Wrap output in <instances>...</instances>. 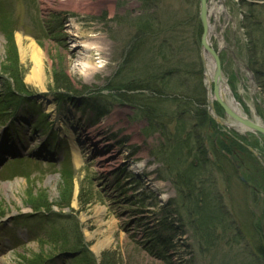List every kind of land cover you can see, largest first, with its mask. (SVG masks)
I'll return each instance as SVG.
<instances>
[{"label": "rangeland", "instance_id": "1", "mask_svg": "<svg viewBox=\"0 0 264 264\" xmlns=\"http://www.w3.org/2000/svg\"><path fill=\"white\" fill-rule=\"evenodd\" d=\"M61 1L0 0L6 11L0 18V264H75L61 254L67 244L91 252L101 264H264L259 251L264 248V136L237 126L225 129L246 141L239 151L247 156L240 163L247 187L216 144L224 143L215 139L222 127L211 125L214 135L206 128L214 120L200 55V0H114L112 14L106 6L95 9L96 1L87 2L89 12L65 9ZM224 7L228 14L219 24L226 31L220 27L219 34L225 33L227 50L212 42L220 49L226 96L244 116L264 125V87L248 71L254 49H264V0H226ZM209 16L213 26L215 17ZM3 25L11 30L10 39ZM75 25L88 34L99 29L95 43L103 54L94 58L101 68L93 75L68 61L64 27L73 37L71 49L85 47L73 36ZM30 39L48 51L42 87L26 82L32 65L20 45L25 48ZM12 43L30 96H12L13 82L2 73ZM55 66L72 80L75 92L69 98L53 88ZM125 87H141V95L152 97L155 132L144 134L150 126L123 99L134 95L118 90ZM12 97L22 99L21 106L3 108L2 100ZM214 107L232 124L219 105ZM197 109L206 114L204 128ZM186 134L202 135V155L214 147L219 165H196L192 172L195 153L186 150L179 164L164 163L161 145L187 142ZM101 146L118 157L109 168L99 167L95 158ZM74 148L83 158L79 169ZM133 162L143 165L141 173L128 168ZM66 170L71 174L64 177ZM17 181L21 184L14 186ZM4 184H14L9 196ZM32 195L46 197L49 208L32 205ZM204 222L212 224L208 233ZM159 236L168 245L162 247Z\"/></svg>", "mask_w": 264, "mask_h": 264}, {"label": "bare ground", "instance_id": "2", "mask_svg": "<svg viewBox=\"0 0 264 264\" xmlns=\"http://www.w3.org/2000/svg\"><path fill=\"white\" fill-rule=\"evenodd\" d=\"M47 1V0H46ZM90 1H96L97 5H95V9H100L103 6H106L109 8V10L111 11V14L114 13L115 11V4H114V0H63L61 1V7L65 8V9H69L72 11H77V12H89L90 10H92V8L90 6H88L89 4H87V2ZM226 0H205V6H206V11H207V21H208V37H209V46L212 50L215 51V53H220V49L225 48L227 50V45H226V39L224 38L225 36V31H226V26L221 27L219 24V19L221 18V16L226 12V9L223 5V3H225ZM50 3L48 2V7ZM201 7H202V3L201 0L199 2V12L201 14ZM215 17V24L212 26L210 24V15ZM228 14V13H227ZM227 16V15H226ZM87 28L91 25V23H89V21L84 23ZM223 28L222 33L223 34H219V29ZM74 30H75V36L77 39L80 40L81 44L85 45V47H81V46H76L78 48L76 49H71L70 48V43L73 41V37L72 35H70L67 31V28L64 27V29L61 31L62 37H63V46L64 48L68 51V61L69 62H73L74 60L77 61L79 70H81V72L83 73H89L90 75H93L94 73H96V70L100 67H96L94 64V58L95 56H101L103 54L102 49L100 48V45L98 42L95 43V41L99 40V38L95 35L98 32V28L97 27H92V32L91 34L86 33L85 31H83L79 26L75 25L73 26ZM68 33V34H67ZM201 33L202 36L204 34V30L203 27H201ZM212 38H214L217 42H219V46L220 49H216V47L214 46L213 42H212ZM202 39V37H201ZM93 41V43H91ZM200 47H201V41H200ZM20 51L22 56L24 57V55H27V57L29 58L32 68L29 72V75L27 76L26 82L29 84H34V85H39V86H43V84L45 83V80L47 79V74H46V65H45V60H47L49 58L48 55V51L42 49L39 45L38 42H36L33 39L28 40L27 46L25 48H23L22 45H20ZM78 49V50H77ZM82 50L83 53H80L79 50ZM201 49V48H200ZM81 55V56H78ZM202 57V54H200ZM204 55L206 57V61H207V71L205 72V80H206V91L210 92L209 94L213 95L214 94V82H215V64L213 62V60L211 58H209V55L204 52ZM204 68V67H203ZM253 73V72H252ZM23 82V79H21ZM24 84V82H23ZM218 89L220 90V97L225 101H227L230 105L231 108L234 112H237L238 115H241L242 117H246L244 116L240 109L238 108V105L234 104L232 102V100H229L226 96L227 93H230L229 91V87L228 85L226 86L224 80H223V85H219ZM45 90V89H42ZM20 92H17L15 89V92L17 95L20 96H28L29 92L27 89L24 90H19ZM59 94H61L63 91H56ZM73 92L69 93V92H63L64 96L69 98L68 96L71 95ZM207 97H208V93H207ZM214 98V96H212ZM234 104V105H233ZM221 107V106H220ZM211 115L213 116V118L215 119L216 117H219L218 114H216L215 112L211 111ZM225 115V113H224ZM248 118V117H247ZM230 123H227L228 128H232L233 126H237L240 129H244L247 131V128L244 127L243 125L239 124L236 121H232ZM261 126H264L261 122L259 123ZM4 147L2 146L1 149H3ZM5 150V149H3ZM94 155H96L95 158L98 159V166L100 167V165L104 168H109V166L115 161V159H117L118 157L115 155V153H109L106 154L105 151L101 150V151H97L94 153ZM73 157H74V163L76 165V167L79 169L80 167H82L83 165V158L81 155V152L79 150H76V148H74V153H73ZM217 158H219L217 156ZM126 161L123 162V164L125 165ZM215 164L219 165V159H217L215 161ZM102 167V168H103ZM136 173L138 174L139 171L138 169H136ZM239 180H247L246 176L244 175V172L242 171V168L236 172ZM19 184H21L20 181H17L14 184H4V189L8 191V196L10 194V190L11 188H13L14 186H18ZM77 193V192H76ZM46 197H40L37 195H32L30 196V202L32 203V205H36L38 209L40 208H49V201L47 200V204H41L38 202H34V200H43ZM75 206V203L74 205ZM35 207V206H34ZM99 213V211H98ZM165 221V220H164ZM163 221V224L165 223ZM66 237V235H63V239ZM160 244L163 246L168 245V243L166 244V242H160ZM166 244V245H165ZM95 251L97 252H101V248L100 247H95L94 248ZM170 260L173 259L172 257H169ZM161 260V259H160ZM171 263V262H170Z\"/></svg>", "mask_w": 264, "mask_h": 264}, {"label": "trees", "instance_id": "3", "mask_svg": "<svg viewBox=\"0 0 264 264\" xmlns=\"http://www.w3.org/2000/svg\"><path fill=\"white\" fill-rule=\"evenodd\" d=\"M5 29H7V28H5ZM5 29H4V32H5V34H7V37L10 39V37H12L13 34H12L11 30L5 31ZM14 46L15 45H13V43H12V46L9 47L6 63L3 64L2 68H1L2 69V73L5 74V75H8L9 79H11L12 82H13L14 88H12L13 90H10V94H12V96L16 95L15 89H16L17 92H20L19 90H24L25 89L24 84H23V82L21 80L22 77H20V74H19L18 54H17V51H16ZM133 51H134V49H133ZM252 53H253V55H251L252 58H249V68L251 69V71L255 75V78L257 80V84L264 87V80H263L264 79V71H263L264 70V49L261 48L260 51L254 49V52H252ZM53 83H54L53 84V86H54L53 88L56 91H63V92L65 91V92H69V93L75 92V90L73 88L72 80L68 76L66 70H64L63 68H61V70H59V67H57V66L54 67V70H53ZM138 88L139 89L135 88L136 90H134L132 87H130V88L125 87V88H119L118 90H120V91L121 90H125L126 92H131V93L134 94V95H131V97H126L124 95L123 99L125 98L124 99L125 101L127 100L129 103L132 104V106L134 108H136L139 112H141L144 115L145 120L147 121L148 125L150 126V128L148 127L147 130L144 131V133L148 135L151 132H155L156 128H157V125H158L157 121H156V124H155V127H154V119L155 118L153 119V117H152V109H153L154 112H156L154 107H153V106H156V105H154V103H153L154 100H152V97H147V96H145L143 94L141 95L140 91L142 89H141V87H138ZM135 92H137L138 95L135 96ZM153 97H156V94H154ZM16 99H17L16 97H12V98L8 99V104L7 105H11V106L15 105L17 103ZM162 100L165 101V99H162ZM167 101H172V100L168 99ZM177 101L179 102V100H177ZM199 105H202V102L199 103ZM197 111H198V113H197L198 119L203 121V122H199V124L201 126H203L201 128H204L205 124L207 123V121H206L207 118L205 117L206 114L203 113V112L200 113V111L198 109H197ZM161 113L162 112H159V114H161ZM155 116H157V113L155 114ZM208 126H209V123H208V125H206L207 130H208ZM181 132H182V134H185L183 132V130ZM187 134H186V137H187L186 141L187 142H185V138H183V139L180 138L179 139L180 143H178L176 145L175 144H171L172 147L169 146L167 148L166 146L161 145V147L159 149V154L161 152V158H162L163 162L166 163V164H169V165H177V163L179 164L180 162H178V161L180 159H182L181 155L186 150V154H188L189 156L191 154V151H193L195 153L194 154V161L196 162V164H190L192 166V172L194 171V169H195L194 166H196V165L203 166V165H206V164L209 163V164L214 166V163L208 158V155H207L208 154V150L205 152L206 159L201 153V146L200 145L203 143L202 135H200L198 137L197 134H195V135L194 134L187 135ZM169 135H171V134L167 133V137H169ZM192 135L194 137H192ZM190 136L192 138H190ZM192 140H194V143H195V146L193 148H191V141ZM221 140H223L224 143H222V141L218 140L217 145L219 147V150L221 149L222 152L225 151L227 153H231L232 152L231 150L233 148H237L238 150L241 149V146L238 145V143L235 142L234 140H231L230 138H223ZM213 149H212V151L216 152L214 147H213ZM216 154H217V152H216ZM164 160H166V161H164ZM191 166H190V168H191ZM197 167H199V166H197ZM182 176H183V178H181V179H184V177L186 178L185 174L182 175ZM184 184H186V183L184 182L183 185ZM34 202H38V203H41V204H47L46 198H44L43 200H39V201L34 200ZM217 221H218V219H217ZM204 223H206L205 227L207 229L206 232L208 233V231L210 230V227L212 226V224L207 223V222H204ZM197 228L199 229L200 227L197 226ZM162 238H163L162 236L161 237L159 236L157 241H159V242L162 241L163 242ZM164 241H165V238H164ZM263 242H264V240H263ZM75 249L78 250V247H75ZM259 249H260L259 251L262 253V255H264V248H262V246H261V247H259ZM150 252H151V254H153V255H155L157 257L159 256L158 258L161 259V260L165 259V255L155 254L154 249H152ZM85 261H86L85 259H79V260L75 261V264H86V263H84ZM169 264H172V263L169 262Z\"/></svg>", "mask_w": 264, "mask_h": 264}, {"label": "water", "instance_id": "4", "mask_svg": "<svg viewBox=\"0 0 264 264\" xmlns=\"http://www.w3.org/2000/svg\"><path fill=\"white\" fill-rule=\"evenodd\" d=\"M202 7H201V14H200V21L202 23V27L204 30V34L201 39V54H202V63L204 67V71H207V62L206 57L204 55V52H206L209 55V58H211L215 64V82H214V94L211 95L208 93V104H209V110L212 112H215L214 110V103H218L221 108L225 112L226 118H230L233 121L238 122L239 124L246 127L248 130L252 131L253 133L260 134L264 136V126H261L258 123H255L251 120H249L246 117H242L241 115H238L237 112H234L231 108V105L220 97V90L218 89L219 85H223V73H222V67H221V61H220V55L219 53H215L214 50H212L209 46V37H208V21H207V11L205 6V0H201ZM227 86V85H226ZM214 96V98L212 97ZM216 122L222 126H226V124L219 118H215Z\"/></svg>", "mask_w": 264, "mask_h": 264}, {"label": "flooded vegetation", "instance_id": "5", "mask_svg": "<svg viewBox=\"0 0 264 264\" xmlns=\"http://www.w3.org/2000/svg\"><path fill=\"white\" fill-rule=\"evenodd\" d=\"M217 129V128H216ZM218 131H222V132H224L221 128H220V130L219 129H217L216 130V132H218ZM217 135H216V137L215 138H229V135L230 136H232L231 134H229V133H227V134H218V133H216ZM234 136V135H233ZM232 136V137H233ZM236 137H238V135H235ZM235 136H234V138H235ZM242 139V138H241ZM247 140V142H248V144L250 145L251 144V142H250V140H248V139H246ZM246 142V141H245ZM235 153V152H234ZM245 155L244 154H242V152L241 151H239L238 152V155H237V158H238V160H239V163H243V161H242V159H243V157H244ZM241 159V160H240Z\"/></svg>", "mask_w": 264, "mask_h": 264}]
</instances>
